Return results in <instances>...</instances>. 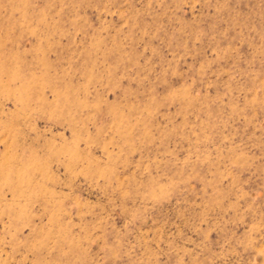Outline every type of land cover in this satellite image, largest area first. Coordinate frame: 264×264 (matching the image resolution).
<instances>
[{
	"label": "rangeland",
	"instance_id": "obj_1",
	"mask_svg": "<svg viewBox=\"0 0 264 264\" xmlns=\"http://www.w3.org/2000/svg\"><path fill=\"white\" fill-rule=\"evenodd\" d=\"M0 264H264V0H0Z\"/></svg>",
	"mask_w": 264,
	"mask_h": 264
}]
</instances>
